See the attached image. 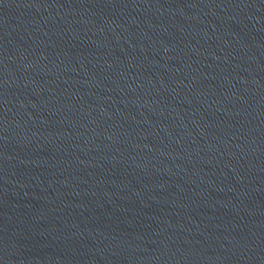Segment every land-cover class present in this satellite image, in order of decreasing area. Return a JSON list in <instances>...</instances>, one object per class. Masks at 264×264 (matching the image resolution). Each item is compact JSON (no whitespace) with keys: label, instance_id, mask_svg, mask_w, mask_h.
Here are the masks:
<instances>
[{"label":"water","instance_id":"obj_1","mask_svg":"<svg viewBox=\"0 0 264 264\" xmlns=\"http://www.w3.org/2000/svg\"><path fill=\"white\" fill-rule=\"evenodd\" d=\"M0 264H264V0H0Z\"/></svg>","mask_w":264,"mask_h":264}]
</instances>
